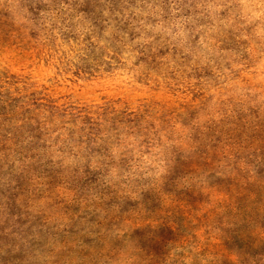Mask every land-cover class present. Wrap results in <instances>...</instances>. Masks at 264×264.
Instances as JSON below:
<instances>
[{
  "label": "rangeland",
  "instance_id": "374dc122",
  "mask_svg": "<svg viewBox=\"0 0 264 264\" xmlns=\"http://www.w3.org/2000/svg\"><path fill=\"white\" fill-rule=\"evenodd\" d=\"M0 264H264V0H0Z\"/></svg>",
  "mask_w": 264,
  "mask_h": 264
}]
</instances>
